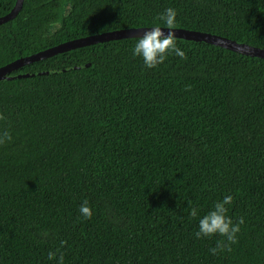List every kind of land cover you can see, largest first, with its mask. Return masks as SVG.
<instances>
[{"label": "trees", "instance_id": "16d2710c", "mask_svg": "<svg viewBox=\"0 0 264 264\" xmlns=\"http://www.w3.org/2000/svg\"><path fill=\"white\" fill-rule=\"evenodd\" d=\"M15 3L0 0V16ZM169 7L175 28L264 49V0H23L0 25V67L93 34L166 27L157 17ZM138 39L0 82V132L12 136L0 145V264H57V249L64 264H264V59L176 38L186 59L147 69ZM76 66L87 67L41 74ZM228 195L227 215L244 223L213 255L225 238L195 233Z\"/></svg>", "mask_w": 264, "mask_h": 264}, {"label": "clouds", "instance_id": "9594fccd", "mask_svg": "<svg viewBox=\"0 0 264 264\" xmlns=\"http://www.w3.org/2000/svg\"><path fill=\"white\" fill-rule=\"evenodd\" d=\"M176 17L177 12L174 8L165 9L163 13L158 15L157 20L162 22L169 31L165 33L157 24L139 37L133 49V56L141 57L145 68H156L164 63L170 53H174L181 59H186V53L177 47L175 32L171 31L176 27ZM5 119L6 117L0 114V120ZM11 140L12 136L9 131L0 132V145H4ZM232 202L233 197L231 195L226 196L223 200L217 201L213 209L199 219L198 231L195 233L197 239L210 238L216 235L225 238L218 241L216 247L210 249L213 255L225 250V242L229 245L237 242V233L240 232V225L244 223L242 217L238 222L234 223L232 218L227 215L228 209L226 205H230ZM79 212L85 219H91L93 213L87 200H84L80 205ZM197 213V208H191L190 218H196ZM64 244H66V241L61 242V247ZM57 253H59L57 264H64V254L60 252V249H57V252H49L48 259L56 260Z\"/></svg>", "mask_w": 264, "mask_h": 264}, {"label": "water", "instance_id": "95a60500", "mask_svg": "<svg viewBox=\"0 0 264 264\" xmlns=\"http://www.w3.org/2000/svg\"><path fill=\"white\" fill-rule=\"evenodd\" d=\"M22 5H23V0H16V3L13 9L9 13L5 14L4 16H0V25L15 19V17L18 15L19 11L22 8ZM151 28L152 27H135V28H127V29L113 30V31L93 34L90 36L66 41L56 46L39 51L37 53L18 58L14 60L13 62L0 67V82L6 79L5 75H7L8 73H11L33 62H38L46 58L53 57L57 54H61L64 52L74 50L76 48H82L85 46L108 42L111 40L138 38L142 36L145 31H148ZM161 28L165 33L169 31L166 27H161ZM171 31L175 32L176 38H181V39L190 40V41H197V42H206L208 44L219 46V47H222V48L234 51V52H238V53H241L247 56H256V57L264 59V49H260L257 47H251L247 44H239L226 37H222V36L207 33V32H200L196 30H187V29H180V28H174ZM87 66H90V65L88 64ZM87 66H79V67L76 66V67L68 68L65 70L44 71L41 74H55V73L63 72L66 70L84 68ZM27 76L28 75H18V76H15V78H21V77H27Z\"/></svg>", "mask_w": 264, "mask_h": 264}]
</instances>
